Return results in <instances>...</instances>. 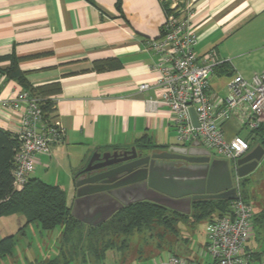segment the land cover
<instances>
[{"label":"crops","instance_id":"obj_1","mask_svg":"<svg viewBox=\"0 0 264 264\" xmlns=\"http://www.w3.org/2000/svg\"><path fill=\"white\" fill-rule=\"evenodd\" d=\"M183 1L121 0L119 11L117 0H0V57L14 53L23 58L20 69L32 87L58 84L60 88L51 96L55 100L51 116L61 123L64 139L37 157L29 178L73 195L76 175L95 152L125 151L144 143L156 147L143 150L146 154L172 146L191 147L192 143L179 145L166 106L154 110L147 106L154 91H137L142 84L153 86L157 78L151 68L157 57L145 50V41L160 36L167 12ZM190 20L198 37L197 55L202 58L211 51L221 62L209 78V93L216 104L227 97L233 75L249 80L264 74V0H191ZM108 60L109 69H95L97 62ZM7 66L0 63L1 69ZM21 91L0 73V129L11 133L20 129L24 110L1 103L11 102ZM224 136L227 140L251 137L236 119L224 125ZM255 190L250 193L255 204L251 234L255 230L257 240L260 231L264 234V204L256 200ZM31 225L25 226L24 219L17 233ZM196 225L178 224L177 234L184 228L187 234ZM207 226L204 222V238L198 243L202 248ZM177 234L172 245L159 253L169 246L173 250L168 255L211 263L209 257L192 255L188 240L179 242ZM245 251L260 256L256 264L264 262L260 246L250 249L247 242Z\"/></svg>","mask_w":264,"mask_h":264},{"label":"built area","instance_id":"obj_2","mask_svg":"<svg viewBox=\"0 0 264 264\" xmlns=\"http://www.w3.org/2000/svg\"><path fill=\"white\" fill-rule=\"evenodd\" d=\"M190 16L191 4L172 8L166 14L160 36L145 41V50L157 57L151 66L157 78L153 86L142 84L137 91H154V96L146 100L149 109L162 105L170 110L179 145L199 142L202 148L232 166L237 197L230 201L227 214L213 219L205 232L203 249L210 264H256L245 251L253 229L254 212L241 197L236 175L237 161L251 151V137L235 136L227 140L224 125L236 119L240 129L252 136L264 122V74L249 80L233 75L227 84V97L216 104L209 93V78L221 62L211 51L202 58L197 55L198 37ZM9 104L14 110H24L20 129L15 133L19 145L12 170V188L19 192L33 173L37 157L48 154L52 146L61 143L65 131L56 118L45 119L40 100L25 91L18 93L11 102L1 103L3 107ZM191 109L197 118V128L191 122ZM155 264L206 263L168 255Z\"/></svg>","mask_w":264,"mask_h":264},{"label":"water","instance_id":"obj_3","mask_svg":"<svg viewBox=\"0 0 264 264\" xmlns=\"http://www.w3.org/2000/svg\"><path fill=\"white\" fill-rule=\"evenodd\" d=\"M190 117L197 128L193 109ZM263 157L264 149L254 147L237 161V177L251 174ZM113 166L117 167L110 168ZM75 179L70 214L94 228L134 203L151 202L189 215L194 201H232L237 197L227 161L211 160L210 153L199 142H193L189 148L172 146L147 154L135 147L112 153L95 152Z\"/></svg>","mask_w":264,"mask_h":264},{"label":"trees","instance_id":"obj_4","mask_svg":"<svg viewBox=\"0 0 264 264\" xmlns=\"http://www.w3.org/2000/svg\"><path fill=\"white\" fill-rule=\"evenodd\" d=\"M120 5L121 0H117L116 8L119 11L121 10ZM22 61L23 58L17 57L14 53L0 57V63H8L7 67L0 68V73L6 79L15 81L21 86L22 91L39 99L44 118L48 119L53 113L54 106L51 96L59 92V85L32 87L26 73L20 69ZM111 66L110 60L102 61L95 64V69L102 71ZM18 145L17 134L0 129V217L19 213L25 219V226L37 223L43 231H52L61 227V246L69 245L75 234L86 236V246L83 247H86L88 255L97 263L99 261L102 263L108 250L116 248L125 251L129 237L136 231L150 229L152 224L162 225L169 234L174 235L177 233L178 224L196 225L201 222L209 224L213 219L221 218L229 211L230 201L228 200L194 201L191 203L189 215H183L145 201L122 208L96 228L89 227L71 216V207L67 205L66 194L58 186L49 185L36 178H29L21 191H13V158ZM256 146H261L264 149V122L252 133L250 149L252 150ZM153 148L156 147L150 146L149 143H144L143 147H136L137 150H152ZM22 230L24 227L20 232ZM14 242V235L0 240V259L11 255ZM167 243L169 242L167 241ZM158 247L161 250L165 246L160 244ZM170 255L182 257L173 252ZM72 256V254H68L67 259H72ZM251 256L254 262L260 261L259 255L252 254ZM53 262L54 264L59 263V258ZM53 262L50 263L53 264Z\"/></svg>","mask_w":264,"mask_h":264},{"label":"rangeland","instance_id":"obj_5","mask_svg":"<svg viewBox=\"0 0 264 264\" xmlns=\"http://www.w3.org/2000/svg\"><path fill=\"white\" fill-rule=\"evenodd\" d=\"M188 4H191V0H184L181 5L186 7ZM186 146H189V144H186ZM210 153L211 160L220 159L213 152ZM229 166L231 167L234 182L235 176L232 166L231 164ZM237 183L241 197L252 206L254 211L255 204L250 195L252 191L256 189L254 192L256 200L264 204V157L251 174L239 179ZM64 192L66 194L67 205L72 209L75 194L72 195V192L69 193V191ZM22 222L24 223V218L19 213L6 218L0 217V236H15L11 255L0 259V264H51L50 262H53L56 258H59V263L56 264H155L167 258L169 254L168 250H173L172 247L167 246L165 250L159 253L158 246L160 244L163 246L167 244L172 245L177 234L171 235L162 225L152 224L148 230L142 229L139 232H134L126 243L127 247L125 251L117 250L116 248L108 250L102 263L101 261L97 263L88 255L86 247H83L86 246V236L75 234L71 238L72 240L69 245L61 246V227H57L52 231H43L37 223H33L29 228L17 233L18 229L23 226ZM203 226L204 222H201L188 230L187 234L184 231L185 228L182 232L179 231V234L181 233L182 235L177 234L179 242L182 240L181 238L188 240L187 246L192 250V255L199 258L207 257L202 246L198 244L204 238L201 234ZM255 234L254 230L248 240V246L250 249L260 246L264 258V234L260 231L257 240L255 239ZM68 254L73 255L72 259H67ZM66 259L68 260L67 262Z\"/></svg>","mask_w":264,"mask_h":264},{"label":"flooded vegetation","instance_id":"obj_6","mask_svg":"<svg viewBox=\"0 0 264 264\" xmlns=\"http://www.w3.org/2000/svg\"><path fill=\"white\" fill-rule=\"evenodd\" d=\"M118 166V165H117ZM117 166H113V167H110V168H115V167H117ZM92 175V174H91Z\"/></svg>","mask_w":264,"mask_h":264}]
</instances>
